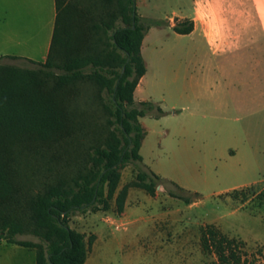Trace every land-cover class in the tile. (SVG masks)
Here are the masks:
<instances>
[{"label":"rangeland","instance_id":"374dc122","mask_svg":"<svg viewBox=\"0 0 264 264\" xmlns=\"http://www.w3.org/2000/svg\"><path fill=\"white\" fill-rule=\"evenodd\" d=\"M66 1L86 13L89 10L87 26L107 20L108 12L116 6V0ZM233 2L232 8L228 6L229 12H235ZM246 2L239 0V13L248 8ZM190 3L191 0H135L140 16L165 23L154 29L144 49L148 76L157 82L149 100L158 104L163 114L140 118L145 129L140 167L161 178L156 190L159 196L132 189L134 211L125 214L128 222L118 220V227H109L99 213L75 212L69 219L70 226L84 233L86 239L95 235L84 264H219L213 254L202 252L199 245L200 231L209 223L228 236L245 241V264L264 262V132L253 134L251 146V134H244L239 128V60L221 65L219 56L210 54L197 38L178 36L172 30L184 19L194 23L190 18L196 16V22L210 38L225 37L226 23L219 21L217 5L199 4L194 13ZM23 5L21 0H0V55H25L31 51L33 57H29L39 60L47 20L44 0H29L28 6ZM95 35L104 47L107 39L103 31L98 29ZM235 35L234 30L229 39L235 40ZM195 44L198 49L190 48ZM208 58L212 61L210 66ZM1 62L36 66L20 57H5ZM216 77L231 79L233 83L216 86ZM75 93V105L89 133L87 139L92 142L110 128V116L96 102L98 93L93 84L80 82L75 85ZM14 151L18 155L19 176L35 190L44 182H71L76 174V156L54 166L48 153L37 154L34 147H18ZM137 171L135 164L124 163L120 168V187L133 180ZM233 189L242 191L233 197ZM169 192L189 196V202ZM113 204L111 201L114 208ZM108 213L114 211L110 209ZM156 220L159 223L153 230ZM17 238L39 241L28 232ZM0 264H35V248L1 240Z\"/></svg>","mask_w":264,"mask_h":264},{"label":"trees","instance_id":"16d2710c","mask_svg":"<svg viewBox=\"0 0 264 264\" xmlns=\"http://www.w3.org/2000/svg\"><path fill=\"white\" fill-rule=\"evenodd\" d=\"M55 7L44 62L23 58L36 66L21 67L1 62L5 57H18L0 56V241L35 248V264H84L95 235L86 239L70 226V217L77 211L110 209L120 214L130 187L154 196L161 181L140 167L145 129L139 118L162 115L163 110L153 101H135L133 93L146 71L142 39L149 28L165 23L140 16L135 0H116L107 20L89 26V10L86 13L66 0H55ZM98 29L107 39L104 47L96 38ZM172 29L188 34L193 22L184 19ZM80 82L96 87V102L110 116V128L92 142L75 105V85ZM18 147L48 153L54 166L76 156V174L71 182H44L35 190L19 176L14 151ZM124 163L135 164L138 171L119 188ZM241 191L233 189L230 195L236 197ZM169 193L189 202V196ZM26 232L39 241L17 238ZM199 245L219 264H245V241L228 236L215 224L201 229Z\"/></svg>","mask_w":264,"mask_h":264},{"label":"crops","instance_id":"0c3cea01","mask_svg":"<svg viewBox=\"0 0 264 264\" xmlns=\"http://www.w3.org/2000/svg\"><path fill=\"white\" fill-rule=\"evenodd\" d=\"M21 2L24 4L23 6H28L29 0H21ZM199 4L209 6L217 5V10L219 12L218 19L226 23V35L218 40L216 38H210L203 26H199L196 22V16L190 18L194 21L192 31L184 35L197 38L198 42H202L210 54L219 56L218 63L221 65L226 63L233 64L234 61L239 60V128L244 134H251L248 135V142L253 146V134L260 131L264 132V0H247L246 4L248 8L245 9L244 13H239V0H235V12H229L230 10L228 8V6L231 7L234 4L233 0H191V10H193L194 13L197 11V5ZM44 8L47 12V20L43 25L45 37L38 51L39 60H34L29 57H33V52L31 51L25 52V55L3 54L0 56H16L34 61H44L46 59L56 15L55 0H44ZM156 28L159 27L149 28L141 42V54L145 61L146 71L141 76L134 89L133 96L135 101H151L149 99L154 93V88L157 85L155 78L153 76H148L149 69L144 57L145 46L147 45L151 33H153ZM234 30L236 33L234 36L235 40H230L229 38ZM175 34L178 36L182 35L176 32ZM190 48L195 50L199 48V45L195 44ZM233 58L236 60H233ZM211 63V59L208 58L207 65L210 66ZM214 80L215 82L213 84L216 86H224L233 83L231 79L224 77H216ZM140 123L142 125V122ZM134 188L138 187H130L128 189L124 209L120 214L115 212L114 214H110L108 213L110 210L103 211V214L100 211L92 213H99L100 218L103 222L108 224L109 227H118V220L128 222L125 218V214L129 211H134L131 205L135 204V201H133V199L130 201V193ZM155 196L159 195L155 194L151 197ZM91 214L89 217L92 218ZM158 220L153 222V230L157 228V224L159 223L157 222ZM94 232L98 235L97 230Z\"/></svg>","mask_w":264,"mask_h":264},{"label":"water","instance_id":"95a60500","mask_svg":"<svg viewBox=\"0 0 264 264\" xmlns=\"http://www.w3.org/2000/svg\"><path fill=\"white\" fill-rule=\"evenodd\" d=\"M157 188H158V186H157Z\"/></svg>","mask_w":264,"mask_h":264}]
</instances>
